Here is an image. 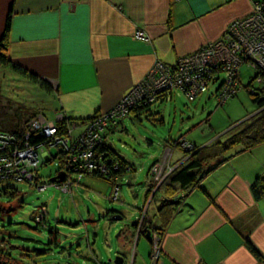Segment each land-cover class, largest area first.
<instances>
[{"label": "rangeland", "instance_id": "rangeland-1", "mask_svg": "<svg viewBox=\"0 0 264 264\" xmlns=\"http://www.w3.org/2000/svg\"><path fill=\"white\" fill-rule=\"evenodd\" d=\"M254 12L255 5L251 15L235 19L221 38L206 45L219 43L228 38L230 27L239 20L250 19ZM4 34L7 35V33ZM137 36L141 39L145 38L142 31H139ZM225 51L232 55L230 51L233 49L226 47L222 52ZM193 54L179 58L172 65L158 61L153 67L157 70L154 71L152 68L144 80L151 78L152 75L155 78L159 74H165L171 68L175 71L178 64L186 66L193 63L195 60L190 58ZM232 59L238 61L237 59L240 58L232 55ZM248 60L251 63L244 62L239 69L235 85L238 89L237 95L228 98L224 105L221 102L222 96L218 94L221 93L220 89L225 88L223 83L227 81V74H229L226 70L217 75L214 74L207 86V91L198 97H187L181 88L173 87L171 90L175 92L172 94V99L152 103L154 105L149 111H143L139 118L133 113L138 107H132L139 99L131 95L134 97V102L130 103L132 108L123 116L121 124L118 121L115 125L116 129L111 128L107 131L106 137L115 150L124 154L135 166H130L119 181L110 176L113 183L93 175L81 176L78 180L70 177L74 164L82 160L79 153L83 149L79 152L78 149L84 146L80 141L77 144L72 143V147L64 143L52 148L51 143L48 148L39 149L38 153L36 148L29 144V132L28 138L27 135L23 137L25 148L22 151L33 153L34 150L38 161L35 158L32 162L37 163V168L40 165L41 167L32 174L36 166L25 163L31 172V179L26 177L27 181L10 182L1 186L2 190L8 187L14 188L17 190V195L13 198L0 191V251L11 254L19 264H114L117 256H122L125 264H135V260L142 257L141 255L147 259L140 258L144 264H158L162 253V235L160 238L154 233L153 238L150 239L147 236L151 235L149 228L162 226L158 218L160 205L164 204L166 197L174 196L179 202V208L184 207L186 203L184 200H187L185 195L196 189L200 181L212 172L208 170L211 162L206 161L203 164L205 170L200 174L199 169H193L195 180L184 189L182 187L174 189L171 185L173 173L187 167L188 162L202 148L208 149L210 154L216 143L226 142L240 134L245 128L244 124L262 112V109H257L250 94H254V89L264 84L263 75L259 73L256 76L257 70L254 67L257 63L251 59ZM242 61L245 60L242 59ZM11 68L0 64V129L10 131L20 127L25 130L27 125L29 127L34 121L40 119L45 121L41 127L43 134L44 130L53 127L56 128L55 133L49 137L42 133L34 134H40L60 143L61 137L64 140L71 139L81 135L88 127L90 122H86L84 128L78 124L68 126L64 123L63 120L66 122V117L63 112L53 111L50 103L54 99L52 94L28 76H23ZM41 81L45 83L46 79ZM250 82L251 85L247 86ZM142 83L143 80L128 93ZM193 85V91L196 92V83L189 82L188 86ZM162 90H157L156 93ZM128 93L113 109L119 105H127L124 100L129 96ZM32 113H36L33 118ZM102 114L105 113L98 112L94 115L97 119ZM57 119L61 123L57 122ZM62 126L64 131L67 128L69 133L65 132L61 135ZM75 127L78 128L75 129ZM10 141L16 145L10 150L9 157H0L3 164L0 168L4 171L16 168V165L23 161H29L24 157L19 161L18 154L13 158L15 151L22 148L17 144L21 138L18 139L12 133H1L0 151ZM100 145L101 143H96L94 147L89 146V150L96 152ZM50 149L54 160L47 162L52 158L46 157L49 156ZM226 154L228 152L223 154V157ZM232 154L231 152L227 155L228 159ZM185 158L186 161H183ZM221 160L215 159L212 163ZM226 161L223 160L221 164ZM154 162L160 164L156 166L157 170L153 169L156 165ZM79 168L84 166L80 164ZM114 168L117 169L118 164L114 165ZM59 170L65 173L63 181L43 183L49 181L51 177H56L60 173ZM202 172L204 174L201 179ZM91 173L94 171L92 170ZM9 178H12V175ZM124 179L127 180L124 181L125 183H123ZM38 182L43 184L37 185ZM140 239L141 243L137 248ZM94 251L97 253L95 254ZM137 253L138 257H136Z\"/></svg>", "mask_w": 264, "mask_h": 264}, {"label": "crops", "instance_id": "crops-1", "mask_svg": "<svg viewBox=\"0 0 264 264\" xmlns=\"http://www.w3.org/2000/svg\"><path fill=\"white\" fill-rule=\"evenodd\" d=\"M258 1L0 0V44L6 36L12 66L46 79L53 111L85 119L113 109L158 61L175 64L221 38ZM211 171L185 195L158 264H258L249 243L264 256V198L252 191L264 176V144Z\"/></svg>", "mask_w": 264, "mask_h": 264}, {"label": "built area", "instance_id": "built-area-1", "mask_svg": "<svg viewBox=\"0 0 264 264\" xmlns=\"http://www.w3.org/2000/svg\"><path fill=\"white\" fill-rule=\"evenodd\" d=\"M228 35L230 36L225 40H222L219 43H211L210 45H205L204 47L199 49L197 53H194L193 56H190L191 59L195 60L193 61V63H190L186 66L178 64L175 67V71L174 68H171V70L167 73L165 72V74H159L155 78L153 77V75L151 76V78H146L143 81L142 85H140L138 88L133 89L130 93L127 94L129 96L124 100V103L127 102V105H119L115 109H112L110 112L102 114V116L95 119L94 122L90 123L77 139V141L73 143L77 144L78 141H80L84 146L83 148L78 149V152L79 150L83 149V151L79 153V156L83 158L80 157V159L82 160H78V163L74 164L75 171H83V169L94 170L99 167L96 161V153L94 152V150H89V146L94 147L96 143H102L104 139H107V131H110L109 129L111 127H114L118 123V121H121L123 116L132 107L138 106L142 102H144L145 105L152 104L156 102L159 97L172 92L173 90L171 89H173V87L181 88V90L186 94L187 97H198L205 91H207V86L209 82L212 81L214 74L217 75L221 71L226 70L230 75L227 74L228 79L225 83H223L225 88L221 89L220 93V96H222L223 98V100H221L222 104H224L229 98L228 96L236 93L238 90L236 89L237 86L235 85L241 64H243L244 62L251 63V61L248 60L251 59L257 63L254 69H256L257 71L259 70V72H262L264 74V0L255 4V12L250 19H244L235 22L230 27ZM139 36L142 35L139 34ZM226 47H231L233 49V51H230L232 55H234L235 57L238 56L240 59H237L238 61H233L232 55L229 54L228 51L222 52ZM242 59L245 61H242ZM156 70L157 69L155 68L154 71ZM259 81H261V79H259ZM189 82H193L194 84L196 83V92L193 91L194 85L188 86ZM161 89H163L161 92L156 93L157 90L160 91ZM188 91L194 94H190ZM131 95L139 99V101L132 107L130 106V103L134 102V97H132ZM118 118H120V120ZM44 123L45 121L40 119L34 121L29 126L28 132H30V134L42 133V135L46 137L53 135L56 130L55 127L44 130L43 134L41 127ZM87 131L89 132L87 133ZM11 142L13 141H10L9 143H7V145H4L2 149L8 148L11 150ZM59 142L60 143L56 142L55 140L52 141L51 147L53 148L58 144L62 145L64 143L69 145V142H72V140H64V138H61ZM31 147H35L36 152L39 153V149L46 148V145H31ZM24 148L25 147H22V149L15 151V153L13 154V158H15L16 154H18L20 156L19 161L23 160L22 157L28 159L29 161H23L22 163H19L18 165H16V168L11 170L4 171L0 168V172L2 174V176L0 177L1 181L3 178H9L11 175L14 176L15 173V177L18 176L17 179H19V181H22L23 179H25L24 181H27L28 179L32 178L29 167L26 164H33L32 161L35 158L38 161V157L34 150L33 153H28L26 151H22L24 150ZM19 151L22 152L18 153ZM36 164H33V166H36ZM80 164H82L84 168H79ZM157 165L160 164H156L153 169L157 170ZM37 166L34 167L33 170L37 168ZM107 170L108 169L106 167H103L102 172L109 174ZM7 174L9 175V177ZM26 177H28V179ZM156 245L157 244L155 243V246Z\"/></svg>", "mask_w": 264, "mask_h": 264}, {"label": "trees", "instance_id": "trees-1", "mask_svg": "<svg viewBox=\"0 0 264 264\" xmlns=\"http://www.w3.org/2000/svg\"><path fill=\"white\" fill-rule=\"evenodd\" d=\"M9 23H10V19L7 22V30L10 26ZM0 64H2L4 66H12L11 61L7 57V38H6V36L3 38V40L0 44ZM12 67L17 72H19L21 75L28 76L33 82L40 84L44 89L47 90V92L52 93V88L50 87V85L42 82L36 76L27 73L23 69H20L18 67H14V66H12ZM259 73L263 75L262 82H264V74L262 72H259V70H258L255 75L257 76ZM249 85H251V82L247 86H249ZM249 94H250V92H249ZM218 95H220V93ZM236 95H237V93L233 94L229 98L234 97ZM250 97H251V100L253 101V103L257 106V109L258 110L262 109V112H260V114H258V116L252 117L253 118L252 120L246 122L244 124L245 128L241 130L240 134L233 136L231 139H229L226 142L216 143L212 147L210 154L208 153V149H206V148H202L200 151H198L193 156V159H191L188 162L187 167H185L183 169L180 168L175 173H173V176L171 177V185L174 187V189H178L181 187L184 189L188 185L193 184V180H195V174L192 173L193 169H196V170L199 169L198 172L200 174L201 171L205 170L203 168V164L206 161L211 162L210 166L208 168V170L211 171L216 166L221 164L223 160L226 161L228 159L227 155L229 153L232 152V153L236 154L239 152H244V151H247L248 149H250L254 146L264 144V84L259 85L257 88H255L254 94H250ZM162 98H164V96L159 97L155 103L161 101L160 99H162ZM152 105H154V104L145 105L144 102L139 104L137 106L138 109H135L133 111V113L136 115L135 117L139 118L140 114L143 111L144 112L149 111V109L151 108ZM35 114L36 113L31 114L32 118L36 116ZM63 114L66 117V122L64 120H63V122L66 123L68 126H70V125L73 126V125H77V124L79 126H86V122L92 123L96 119L95 115L88 117V118H85V119H76L73 117H69L64 112H63ZM119 122H120L119 124H121V121H119ZM28 128L29 127L27 125L25 130L23 128H20V127L19 128H13L10 131L5 130V129L4 130L0 129V135H1V133H12L18 139L21 138V141L18 142L17 144L20 145L22 148V147H24L23 137L26 135L27 136L29 135ZM111 128L116 129V126L111 127ZM123 130H125V129H123ZM65 132L69 133L67 128L64 131V127L62 126L60 129V134L64 135L62 133H65ZM79 137H80V135H77V136L73 137L72 139H70V140H72V142H69V146H71V143H74L75 141H77V139ZM106 140L107 141L104 140L101 143V145L98 147V149L95 152L96 153L95 154L96 161H97V164L99 167L97 169L93 170L94 173L90 174V172L92 170L83 169V171H81V170L75 171V168H73L71 170V175H70V177H72V179L78 180L79 176H81V175L84 177L93 175V177L101 178V179L107 181L108 183H113L110 176L116 178L117 181H119L126 174L128 168H130V166H135V164L132 163L131 161H129L124 154H122L120 151L115 150L113 145L108 142V138ZM29 141H30V143H29L30 145L45 144L46 148H47L48 147L47 145L51 144L53 140L45 138L44 136H42L40 134H32V135L30 134ZM175 143H177V141ZM151 144H152V142H151ZM15 145L16 144L14 143L12 146H10V148H13ZM0 146H1V143H0ZM58 148H59V146H58ZM194 150H195V147H194ZM49 151H50L49 156H46L47 158L52 157L51 149ZM229 151H231V152H229ZM227 152H228V154H226L223 157V154H225ZM9 155H10V149H8V148H4L0 151V157H9ZM219 158L222 160L219 162H215V163L213 162L214 164L212 163L213 160L219 159ZM51 160H54V158L52 157L47 162H50ZM154 163L152 165H154ZM116 164H118L117 169L114 168V165H116ZM211 164H212V166H211ZM0 166L1 167L3 166L1 162H0ZM40 167H41V165L38 168L34 169L33 173L35 170L38 171L40 169ZM103 167H106L108 169L107 171L110 174L102 172ZM60 170H59V172H60ZM204 172L201 173V175H200L201 177L203 176ZM205 173L207 174L208 172L206 171ZM15 175H16V173H15ZM15 175L12 176V178H3L2 181L0 182V191L3 192L5 195H9L10 197H13V198L16 197L17 190H15L14 188H11V187H8V188L2 190L1 186H2V184L19 181V179H17L18 176L15 177ZM1 176H2V174L0 172V177ZM52 178L53 177H51L50 180ZM148 178H149V176H148ZM24 180L25 179H23L22 181H24ZM50 180L47 182H43V183H46V184L50 183L51 184ZM124 181L126 182L127 180L124 179L123 183H125ZM43 183L38 182L36 184L38 185V184H43ZM252 191H253V193L257 199L264 198V176L261 178H258L254 182V184L252 185ZM163 203L164 204L160 205L159 212H158V214H159L158 218L160 219L162 226L161 227L152 226L151 228H149L151 230V235H150L149 239L153 238L154 233H156L161 238V235L163 236V234L166 232V230L168 229L169 225L171 224L173 218L175 217L177 211L179 210V206H180V205H178L179 202L177 200H175L174 196L173 197H171V196L166 197V200ZM45 220H46V217H45ZM47 227H49V226L47 225ZM129 231L131 232L132 230H129ZM249 248L255 254V256L258 260V264H264V256L256 249V247L252 246V244L249 243ZM94 253L96 254L97 252L94 251ZM96 261H98V260H96ZM0 264H19V263L11 254H7L3 251H0ZM101 264H103V263H101Z\"/></svg>", "mask_w": 264, "mask_h": 264}, {"label": "water", "instance_id": "water-1", "mask_svg": "<svg viewBox=\"0 0 264 264\" xmlns=\"http://www.w3.org/2000/svg\"><path fill=\"white\" fill-rule=\"evenodd\" d=\"M65 179V173L60 172L56 177H53L50 181L53 182H59L63 181ZM120 219V217H118ZM150 237V234L147 236ZM109 262H112V260H109ZM114 264H125L124 258L122 256H117L114 260Z\"/></svg>", "mask_w": 264, "mask_h": 264}, {"label": "bare ground", "instance_id": "bare-ground-1", "mask_svg": "<svg viewBox=\"0 0 264 264\" xmlns=\"http://www.w3.org/2000/svg\"><path fill=\"white\" fill-rule=\"evenodd\" d=\"M57 122L61 123L59 119H57ZM51 136H53V135H51ZM11 144L13 145V144H14V142H11Z\"/></svg>", "mask_w": 264, "mask_h": 264}]
</instances>
